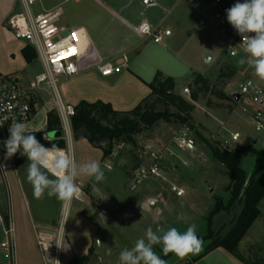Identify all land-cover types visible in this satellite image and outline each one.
<instances>
[{"label":"crops","instance_id":"crops-1","mask_svg":"<svg viewBox=\"0 0 264 264\" xmlns=\"http://www.w3.org/2000/svg\"><path fill=\"white\" fill-rule=\"evenodd\" d=\"M57 9L60 10L57 24L65 28V34H73L80 48L79 72L62 84L63 96L73 106L82 100L103 101L117 111H129L150 94L149 84L158 71L172 78L176 87L181 78L202 73L206 61L215 58L202 39L203 27L207 24H200V10L178 0H149L147 3L144 0H38L32 8L35 14ZM22 10L21 0H0V72L20 81L15 76L18 68L40 61L35 48L16 39L7 26L8 17ZM144 23L163 30L160 42L140 31ZM8 33L14 37L10 41L6 38ZM26 47L34 51L31 62L23 55ZM5 57L8 62L4 61ZM109 61H124V64L120 72L103 76L97 66ZM223 63L228 62H219L217 76ZM228 85L225 92L233 96L237 106L243 98H237L238 90L229 91ZM214 110L219 116L225 114V109ZM46 114L47 120L48 112ZM196 146L195 141L194 150ZM64 150L78 163L96 160L103 171L115 166L123 169L120 162L113 163L111 169L105 167L103 151L87 139L72 137L66 141ZM140 157L143 164L145 158L142 154ZM27 169L28 160L7 172V185L0 187L1 205L7 209L11 202L15 228L13 264H44L36 234L38 230L53 229L58 224L64 203L46 193L42 198H35L33 187L27 181ZM49 176L54 178L51 173ZM76 183L81 189L78 198H74L79 205H73L71 201L66 242V256L73 263L74 258L87 255L90 248L95 247L99 234L96 216L90 212L96 211L92 199L100 182L81 175Z\"/></svg>","mask_w":264,"mask_h":264},{"label":"rangeland","instance_id":"rangeland-1","mask_svg":"<svg viewBox=\"0 0 264 264\" xmlns=\"http://www.w3.org/2000/svg\"><path fill=\"white\" fill-rule=\"evenodd\" d=\"M225 2L232 6L237 0H225ZM213 30L212 24L203 27L202 39L205 47L215 55V58L206 61L201 70L202 73L215 80L219 62L225 61L237 65L238 68V74L228 85L229 91L238 90L239 84L246 80L261 82L264 86V81L255 76L254 70L247 64V54L240 52L239 56L231 57L228 53V38L224 35L214 37ZM6 38L10 41V38L14 37L8 33ZM242 59L245 60L243 64L240 63ZM4 61L8 62L6 57ZM15 65L19 64L15 63ZM18 69L15 76L22 82L29 81L44 70L41 61ZM192 77L193 74L181 78L173 92L190 100L189 95L184 93L182 88L188 86ZM44 96V100L39 105L40 112L32 124L38 129L33 132L45 131L50 139H58L63 136L62 130H47L46 112L49 113L53 103L47 92ZM211 100L218 104H229L228 101H219L214 96H211ZM262 100L264 102V96ZM164 107L163 104L157 105L158 109ZM220 109H225V114L222 116L217 115L214 109H208L205 101H201L196 103V109L192 113L190 122L183 123L172 118L171 121L160 120L152 127H144L137 135L136 153L142 154L149 144L160 148L168 146L173 152L166 154L159 178H150L139 185L136 190L131 191L130 187L133 182L130 176L138 166L131 160L126 149L121 152L124 158L121 162L123 169L115 166L112 170L104 171L105 179L98 184L99 189L93 192L94 200L92 201L97 207L95 213H90L96 216L99 234L94 243L95 253L89 264H119L120 251L125 247L134 246L136 240L145 235L149 226L153 231L167 230L168 227L174 226L183 232L188 225L195 224L197 235L207 234L208 216L217 200L228 202L230 193L227 187L231 181L229 170L211 158L208 142H217L221 146L222 141H228L232 147L245 144L264 149V127L257 130L253 121L254 113L260 111L264 115V104L243 98L233 110ZM171 110L176 111L174 107H171ZM185 126L190 128L191 137L197 142L195 150L181 148L174 139ZM197 132L202 134L201 137L197 135ZM231 132H239L240 139L232 141ZM258 165H264V156L248 155L243 160V167L247 171L253 170ZM174 186L182 188L184 195L177 196L173 190ZM0 201L3 204L1 191ZM152 203L155 205L152 206ZM73 205H79V203L73 199ZM259 209L260 215L240 241L235 253L224 248H217L203 255L209 243V240H203L204 244L199 253L190 254L184 259L171 254L165 261L167 264H264V197L259 203ZM103 210L108 212L106 217L101 216ZM239 211L240 206H237L231 211L216 214L212 222L214 231L221 229V234L225 233L230 227L231 220ZM224 225L226 227L222 229ZM3 238L4 235L0 229V244ZM97 240L101 244H98ZM154 250L162 258V246L154 245ZM66 258L70 259L68 256ZM0 264H13V256L2 249L1 245Z\"/></svg>","mask_w":264,"mask_h":264},{"label":"built area","instance_id":"built-area-1","mask_svg":"<svg viewBox=\"0 0 264 264\" xmlns=\"http://www.w3.org/2000/svg\"><path fill=\"white\" fill-rule=\"evenodd\" d=\"M38 0H21L23 10L10 15L7 19V26L18 40L31 44L42 63L44 70L38 73L33 79L22 82L12 76L0 72V187L7 185V172L15 170L23 155L19 152L11 158L5 159L6 149L4 142L9 138V126L13 122H22L26 125V132L32 133L35 122L40 112V103L44 100V93L47 92L51 98L53 107L49 110L56 112L60 119V130L63 132L65 142L73 137L72 118L75 115V106L68 103L62 93V83L79 72L77 63L80 48L72 33H64L65 28L57 24L56 18L60 10L48 11L35 14L32 10ZM146 3L149 0H144ZM198 8L201 12L200 24H213L214 37L224 35L228 38L229 55L237 57L244 52L241 36L228 23L225 0H178ZM143 34L149 35L155 42H160L163 30L144 23L140 27ZM124 61L104 62L97 66L103 76H109L120 72ZM264 81V80H263ZM183 92L190 95V89L186 86ZM238 94L241 98H248L255 103L263 104L264 86L261 82L246 80L239 84ZM245 111V109H243ZM253 121L257 130L264 127V115L258 111L253 114ZM188 126L183 127L174 139L183 149H193L191 132ZM48 141H51L47 135ZM231 140L238 141L239 132H231ZM195 142V141H194ZM47 147L46 145H44ZM195 147V145H193ZM124 145L116 146L104 159L105 167L111 169L113 163L123 162L121 155ZM51 148V147H47ZM221 148L231 151L234 147L228 141H222ZM172 154L170 147H156L154 144L146 146L142 153L145 162L138 166L131 173L133 185L131 191L143 184L150 178L157 179L161 176V165L166 154ZM78 185V184H77ZM79 186V185H78ZM177 196H183L184 190L173 187ZM70 204L63 206L62 216L53 229L38 230L36 240L42 253L44 264H74L66 258L67 222L70 214ZM0 228L4 235L1 241V248L13 256L15 251V228L13 224V213L11 202L7 209H3L0 201Z\"/></svg>","mask_w":264,"mask_h":264},{"label":"trees","instance_id":"trees-1","mask_svg":"<svg viewBox=\"0 0 264 264\" xmlns=\"http://www.w3.org/2000/svg\"><path fill=\"white\" fill-rule=\"evenodd\" d=\"M23 55L27 62H31L34 51L30 47L23 49ZM238 69L234 64L223 63L217 78L212 80L203 73H194L191 82L189 99H185L173 92L175 82L170 77H165L158 71L152 82L149 84L150 94L143 99L136 107L129 111H117L109 103L103 101L88 102L80 101L75 106V115L72 118V130L74 139H87L91 145L103 151L105 159L111 151L118 145L123 144V149L129 153L131 160L140 166L142 158L140 153H136L138 148L137 135L144 127H152L160 120L177 121L187 123L192 120V113L196 109V103L205 101L208 109L228 108L233 110L235 99L225 92L229 82L235 77ZM168 90L171 93H168ZM214 96L219 101H228L229 104H218L211 100ZM163 104V109H158L157 105ZM174 107L176 111H172ZM188 125V124H187ZM60 119L53 110L48 113L47 130H59ZM37 140L48 147L53 144L64 149L66 142L62 138L48 141L44 139L46 132H32ZM201 137V133L197 132ZM211 158L226 167L231 175L230 184L227 190L230 193L228 202L217 200L213 210L208 216V232L204 236H199L203 240H209L205 249V254L217 249L224 248L231 253H235L240 241L252 227L255 220L260 215L259 203L264 197V165H258L251 171L243 167V160L248 155L264 156V149H258L254 145H237L233 150H223L215 142H208ZM123 152V151H122ZM23 155L19 165L27 161ZM240 206V211L233 217L228 230L221 234V229L214 231L212 227L213 217L222 211H231ZM226 225L222 227L224 229ZM95 253L92 246L89 253L81 258H74L75 264H89ZM162 254V259L169 255Z\"/></svg>","mask_w":264,"mask_h":264},{"label":"clouds","instance_id":"clouds-1","mask_svg":"<svg viewBox=\"0 0 264 264\" xmlns=\"http://www.w3.org/2000/svg\"><path fill=\"white\" fill-rule=\"evenodd\" d=\"M226 14L228 23L241 36L247 64L254 70L255 76L264 80V0H237L226 9ZM240 63H245V60L242 59ZM0 126H3L2 121ZM8 130L9 138L4 142L5 159L18 152L27 157V181L33 187L35 198H42L46 193L67 205L78 198L81 191L76 183L77 177L88 176L96 182L105 179L99 161L78 163L55 144L51 148L45 147L33 133L26 132L24 123L13 122ZM44 139L47 140V137ZM49 173L54 178H50ZM97 243L101 244L99 240ZM203 244L195 224L188 225L183 232L174 226L157 231L149 226L134 246L120 251L118 261L119 264H167L154 250V245H161L164 255L172 253L184 259L190 254L199 253Z\"/></svg>","mask_w":264,"mask_h":264},{"label":"water","instance_id":"water-1","mask_svg":"<svg viewBox=\"0 0 264 264\" xmlns=\"http://www.w3.org/2000/svg\"><path fill=\"white\" fill-rule=\"evenodd\" d=\"M211 58H212V56L208 54V59H211ZM168 93L170 94V93H171V91H170V90H168ZM239 97H240V94H238L237 98H239ZM255 142H256V141H255ZM193 145H195V142H194V141H192V148H194V146H193ZM107 214H108V212H107L106 210H103V215H104V217H106V216H107Z\"/></svg>","mask_w":264,"mask_h":264}]
</instances>
